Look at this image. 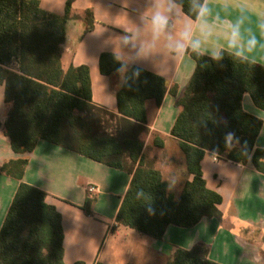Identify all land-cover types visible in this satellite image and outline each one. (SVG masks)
I'll return each instance as SVG.
<instances>
[{"label":"trees","instance_id":"1","mask_svg":"<svg viewBox=\"0 0 264 264\" xmlns=\"http://www.w3.org/2000/svg\"><path fill=\"white\" fill-rule=\"evenodd\" d=\"M197 20L205 0H174ZM78 19L67 3L63 16L42 9L40 0H0V85L9 105L0 130L17 154L32 153L47 141L132 175L118 222L143 235L163 239L171 225L192 228L204 218L223 219V197L207 187L202 169L206 153L240 165L251 163L264 174V149L257 148L264 121L245 111L249 94L264 111V65L222 50L217 57L188 49L196 62L189 83L179 86L164 77L103 53L100 70L113 80L119 112L96 105L88 66L64 68L63 46L70 22ZM86 32L95 28L92 10L85 12ZM122 76L118 88L114 78ZM177 97L180 110L171 135L192 176L179 195L169 191L163 173L149 157L147 138L157 147L164 140L148 127L146 104L160 106L166 95ZM28 159L0 164V173L20 185L0 230V264H66L63 217L47 202L48 193L25 183ZM95 199L84 211L92 216ZM210 248L198 244L177 248L168 264H220ZM76 264H84L78 262Z\"/></svg>","mask_w":264,"mask_h":264},{"label":"crops","instance_id":"2","mask_svg":"<svg viewBox=\"0 0 264 264\" xmlns=\"http://www.w3.org/2000/svg\"><path fill=\"white\" fill-rule=\"evenodd\" d=\"M69 1L78 19L70 22L63 46L64 68L88 66L94 103L115 114L119 107L113 80L101 73V55L116 54L130 64L164 77L170 87L178 85L181 93L196 68V62L188 54L191 47L183 52L174 47L177 33L185 25L191 27L193 38L201 40L196 51L217 57L227 50L264 65V0H205L208 35L201 34L200 22L187 16L181 5L164 0L163 7L171 6V11L166 13L168 26L158 37L153 35L150 21L160 7V0H40V3L43 10L63 16ZM87 10H92L95 18L91 32H86L87 23L83 20ZM234 28L238 37L232 46L229 41ZM252 40L255 42L250 44ZM118 76L121 77L115 78ZM176 101L177 97L167 94L160 106L154 100L147 102L148 127L151 133L162 137L165 147H157L153 135L147 138V145L151 147L148 155L162 171L169 191L179 195L193 177L186 175L185 156L171 135L180 113ZM243 106L246 112L264 121V111L249 94L244 96ZM8 111L5 86L0 85L3 125ZM256 147L264 149V126ZM25 158L29 164L23 181L48 193L47 202L63 217L66 264H168L177 248L189 250L198 244L207 245L210 259L220 264H264V174L251 163L215 161L211 153H206L202 161L204 178L207 187L223 197L219 205L223 219L204 218L192 228L171 225L159 240L117 220L132 181L130 173L47 141H40L32 153L17 154L1 129L0 164ZM162 161L171 167L170 175H165ZM19 185V181L0 173V230ZM91 187L97 191L91 192ZM87 198L95 199L92 216L83 209Z\"/></svg>","mask_w":264,"mask_h":264},{"label":"clouds","instance_id":"3","mask_svg":"<svg viewBox=\"0 0 264 264\" xmlns=\"http://www.w3.org/2000/svg\"><path fill=\"white\" fill-rule=\"evenodd\" d=\"M164 0H160V7H158L157 11L151 16V29L152 33L155 37L160 36L162 33L165 32V29L169 23V17L166 14L167 12L171 11V6L165 8L163 7ZM208 9L206 6H201L199 10V14L197 16V20L200 22V32L202 35L209 34V25L204 17ZM238 37V30L233 29L230 36V45L235 46L237 43ZM255 41H249L250 44L254 43ZM201 46V40L199 38H193L192 29L190 26L185 25L178 33L177 38L175 40V50L177 52L186 51L188 47H191L193 51L198 50Z\"/></svg>","mask_w":264,"mask_h":264},{"label":"rangeland","instance_id":"4","mask_svg":"<svg viewBox=\"0 0 264 264\" xmlns=\"http://www.w3.org/2000/svg\"><path fill=\"white\" fill-rule=\"evenodd\" d=\"M121 76V75H120ZM122 77V76H121ZM121 77H117L115 78L114 80V87L115 88H118L120 86V82H122V78ZM121 80V81H120ZM151 156V155H150ZM161 167L163 168L164 172H165V175H170L171 174V167L168 165V162L167 161H162V164H160Z\"/></svg>","mask_w":264,"mask_h":264},{"label":"built area","instance_id":"5","mask_svg":"<svg viewBox=\"0 0 264 264\" xmlns=\"http://www.w3.org/2000/svg\"><path fill=\"white\" fill-rule=\"evenodd\" d=\"M211 155L213 156V158H214L215 161L221 160V157L218 154H212L211 153ZM90 191L91 192H96L97 191V188L96 187H91L90 188Z\"/></svg>","mask_w":264,"mask_h":264}]
</instances>
